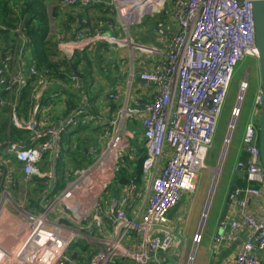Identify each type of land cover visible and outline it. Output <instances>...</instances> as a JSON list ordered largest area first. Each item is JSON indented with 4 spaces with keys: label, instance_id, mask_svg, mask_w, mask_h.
<instances>
[{
    "label": "built area",
    "instance_id": "built-area-1",
    "mask_svg": "<svg viewBox=\"0 0 264 264\" xmlns=\"http://www.w3.org/2000/svg\"><path fill=\"white\" fill-rule=\"evenodd\" d=\"M57 5L104 15L97 23L77 19L67 30L57 31L53 60L58 66L65 68L64 61L77 52L100 46L106 60L109 52H115L113 59L119 66L129 65V75L124 88L109 91L117 104L112 110L107 106L94 115L79 106L55 122L49 112L58 91L44 97L46 104L40 101L51 85V70L41 73L33 60L27 73L7 77L21 45L2 59L0 89L25 85L27 77L39 75L37 83L45 90L35 95L37 102L27 120L21 119L15 107L10 112V128L30 131V144L6 141L0 143V153L22 164L24 178L14 183L16 187L36 175L45 180L34 206H27V192H20L26 198L22 204L8 198L21 216V234L13 250L0 246V264H165L173 238L154 230L167 226L170 211L186 193L197 189L201 171L208 167L207 157L236 67L247 56L259 57L252 0H58ZM146 20L153 34L150 43L140 39L145 33L139 25ZM136 26L141 28L140 38ZM49 34L52 37L54 30ZM136 75L148 90L131 104ZM70 78L80 90L83 81L79 76L72 72ZM262 102L259 88L242 135L240 153L247 163L238 161L246 168L248 184L233 194L227 233L213 238L217 250L223 242L241 236L231 264H264ZM235 111L226 149L240 109ZM136 118L143 127L140 167L133 165L138 160L137 149L126 130ZM85 120L102 126L99 150L91 162L70 174L64 187L56 189L54 170L41 174L39 165L48 154L55 162L63 135ZM124 172L125 182L121 180ZM117 183L119 189L114 192ZM254 199L260 202V210ZM51 213L57 219H51ZM81 241L84 247L77 245ZM76 249L81 251L77 259L73 257Z\"/></svg>",
    "mask_w": 264,
    "mask_h": 264
},
{
    "label": "crops",
    "instance_id": "crops-1",
    "mask_svg": "<svg viewBox=\"0 0 264 264\" xmlns=\"http://www.w3.org/2000/svg\"><path fill=\"white\" fill-rule=\"evenodd\" d=\"M58 0H47V6L50 7V5L57 6V9L55 11L54 14V18L56 19L58 16L56 15V12L58 11V9L60 8V11L63 10H72V11H77L79 12V14H77L76 17H74L73 19L77 20L79 19L80 14H82L84 17L80 18V19H84L85 21H89L90 22H98L99 20H101L102 18H104L103 14H99L97 11L94 12L92 10H88V9H84V8H73V7H66L63 8L59 5H57ZM51 7V8H52ZM88 12H91L92 14L94 13V19L92 20V18L87 15ZM62 13V12H60ZM72 20V17L69 18V21ZM66 21V19H65ZM148 20L145 21L144 24L139 25V26H144V30H141V32L145 33L143 36H141V38L139 37V32L136 26V35L143 40L144 42L150 43L151 41H153V34L151 32L150 26H149ZM23 25V21L20 22V27H18L17 29V34L14 37V41H10V43H8V46L11 45H21L22 47L25 46V48H21V50H19L16 54H15V62L13 66H10V69L7 71V77H10L11 75H16L17 73H21L24 74V72L27 73V70L29 69L30 63L34 60L31 56L30 53L27 50V39L24 37L23 33L21 32V28ZM57 32L54 31V35L52 36V38L55 40L56 42V47H57V40L55 37V34ZM23 35V36H22ZM22 40V43L20 42ZM9 48V47H8ZM7 48V52L5 55L1 54L0 52V62L2 61L3 58H5V56L9 53H12L13 51L8 50ZM1 51V50H0ZM57 52V51H56ZM83 52V51H80ZM85 52H87V54L94 58V66L90 67L88 66L86 68V72L87 70L89 71V73L92 76V82L90 84V86H97L100 90H102V94L99 96V101H97V105H101L100 109L103 111L107 106H109L108 102L111 99L109 97V91H113L116 87H122L124 88L128 76L129 75V69L130 66L126 65V66H119L117 64V60L113 59L114 56H116L115 52H109L106 57L107 60L105 58V54L102 50V48L100 46H94L91 49H87L85 50ZM127 56V54H124ZM55 56V54L53 55ZM53 58V57H52ZM113 59V61H112ZM70 64H73L75 67L74 62H70ZM82 65H80L81 68ZM140 67L138 66L136 67L137 71H140ZM78 70V72L82 73L84 75L83 72L80 71V69H76ZM80 77V76H79ZM81 79L83 77H80ZM83 85V82H82ZM60 84L57 83H51L50 87H51V91L49 93H45L43 97H45L46 95H50L53 91V89L55 88L58 91V96L55 97V102L52 103V109L49 112V118H51L52 121H59L61 120L63 117H65L66 111H67V104L66 102L62 100H58L59 97H65V95L62 92V89L60 87ZM49 87V88H50ZM134 90L132 91V95L129 99V102L131 104L135 103L140 96L144 95V93L148 90V86L145 84L144 81H141L137 75L135 76V82H134ZM15 89H21L20 86H16ZM75 90V89H74ZM9 89H4L1 88L0 89V95L2 98V103L4 101V98H6L5 96L9 93ZM123 91V90H122ZM35 95H38V93L40 92L39 88L34 91ZM10 96V95H9ZM32 97L35 99V102L32 106V108L29 110L27 116H26V120L30 117V112L33 111L34 109V105L37 102V98L36 96L32 95ZM15 97H12L11 100H14ZM41 101V100H40ZM0 104V105H1ZM18 101H16L15 106H9V111L7 112V114H9L10 112H12V109L15 107L17 109V105ZM41 104H46L44 102L41 101ZM252 107V105L250 106ZM251 109H249L248 113H247V117L245 119V124L247 123V120L249 118V114L251 112ZM231 111V109H230ZM18 114L19 111L17 110ZM1 113V110H0ZM64 114H66L64 116ZM20 117L22 116V113L19 114ZM245 124L243 126V132H244V128H245ZM9 128V129H8ZM8 128H7V132L8 135L10 136V126L8 123ZM12 128V127H11ZM126 130H128L129 133H127V136H130V141H132V143L136 146L137 149V156L138 158L140 157L141 154V149H143V127H142V123L141 120L139 118H136L133 121H130L127 125H126ZM93 136H98L95 133L91 134ZM79 136H84L83 134L79 135ZM92 136V137H93ZM99 138V136H98ZM11 141V140H8ZM30 141H31V135H30ZM20 142V141H17ZM1 143V142H0ZM23 143V142H20ZM24 144V143H23ZM61 148L58 152V157L56 158L55 162H53V155L52 154H48L44 157V159L42 160V162L39 165V171L41 174H45L47 173L50 169H53L55 172V181L56 178L60 175L58 168H57V160L60 158V154H61ZM85 150H87L85 148ZM94 147H91V151L94 152ZM57 153V151L55 152V154ZM240 156V151L236 152L234 157L232 158V161H230L228 169L226 170L227 174H230L232 172V175H234L235 173L238 174V170H237V166H238V158ZM63 162L66 163V154L63 157ZM135 164H139V159L135 161V163H133V165ZM233 164V167L231 168V170H229L230 165ZM0 165L5 168V170H1L0 169V246L9 250H13L14 246L18 243L19 241V236L21 234V229L19 228V223L21 221V216L19 215V211L13 206L11 205L8 201V198H13V200H15L16 202H20V204H22V202L24 203L25 201V197L24 196H20V192H27L28 193V198H27V206H34L37 204V200L39 199V195L41 194V190L44 187V180L45 177L43 175H36L34 176V178H32L30 182L27 183H22V186H15V184H18L19 182L23 181L24 178V173H23V167L22 164L17 161L14 157H8L5 156L3 153H0ZM79 166L74 168L71 164H69L68 161V167L70 168V172L68 171L69 168L65 167L64 165V169H65V173H64V177H65V184L67 183V181L71 178L70 174L77 168L83 167ZM138 170V169H137ZM40 178V179H37ZM239 183V182H238ZM64 184V186H65ZM57 186V185H56ZM63 186V187H64ZM240 186V185H239ZM9 187L13 188L14 191L17 192V198H15L11 192V189H8ZM62 188V187H61ZM60 189V188H57ZM118 183L117 185H114L113 191L117 192L118 191ZM8 192V196L6 195ZM192 193H186L184 198L180 201V204L177 208L173 209L172 211H170L169 213V222L167 223V226H161V227H156L154 232L156 234H165V233H169L172 235V240H173V244L174 246L172 247L171 250L168 251L167 253V262L170 258L172 257H183L185 256L187 258V253H186V248H187V244L184 242L183 247L178 249V246L180 245L181 241L180 239L177 238V236L174 235V232H177L178 234H180V236H184V232L182 230L183 228V223H182V219H183V214L184 211L187 210L186 205H185V201H186V197L187 196H191ZM254 206L260 210V202L256 199H254L253 201ZM4 203V205H3ZM50 218L55 220L57 219V215L56 213H51ZM230 218V213H228V217L227 220ZM216 230L215 232L209 237V242H208V248L210 250V254L209 257H207L212 264H231L232 263V258L235 254V252L237 251L239 244L242 240L241 236L235 240H227V242H223L222 244H220V246L218 247L217 250H214V244H213V238L215 235H217L218 233H227V230L229 229V226L227 224V227L225 229H222L220 227V221L219 219L216 221ZM197 227V226H196ZM193 237V235H192ZM78 246H85V243L83 241L79 242L77 244ZM81 251L79 249H76V252L73 254L74 258H78L80 255ZM205 254V253H204ZM88 260L86 259V262ZM187 263V262H186ZM185 263V264H186ZM4 264H10V261H6L4 262Z\"/></svg>",
    "mask_w": 264,
    "mask_h": 264
},
{
    "label": "trees",
    "instance_id": "trees-1",
    "mask_svg": "<svg viewBox=\"0 0 264 264\" xmlns=\"http://www.w3.org/2000/svg\"><path fill=\"white\" fill-rule=\"evenodd\" d=\"M51 10L52 8L47 6V0H0V52L5 55L8 47V50L10 51H13L17 47L16 45L8 46V43L12 40L14 41L17 29L20 27V22L23 21L21 32L28 41L27 50L30 53V56L34 59V62L40 72L42 73L46 69L51 70V76L48 80L51 81V83L61 85L60 87L65 97H59L58 100L63 101L64 99L66 102V114L68 115L73 109L82 106L86 108L89 113L100 115L102 111L100 109L101 105H97L96 103L99 101V96L92 97L90 87L86 85V68L88 66H94V58L90 57L85 51L77 52L71 60L64 61L66 66L65 68L58 66L52 58L53 55L56 54L57 47L55 40L49 34L50 19L54 16ZM58 12H60V8L56 12L57 16L59 14ZM83 17L84 16L80 14L79 20ZM72 21L76 20H70V22ZM70 62H74L75 68L80 69V71L84 73L82 79L79 77L81 81H83V85H81L80 90H76L74 85L71 83L72 81L70 75L73 70ZM80 65H82L81 68ZM39 78V75L33 76L32 78L27 77V82L25 85H22L21 93L17 98V110L19 111V114L22 113L21 119L24 121L26 120L25 118L35 102V99L32 97V95L35 96V92H32V90L38 86L37 82ZM63 85H65L66 88ZM41 101H44V97L41 98ZM53 102H55V98L52 99V103ZM108 104L111 107V110L117 106L116 102L112 99L109 100ZM8 111L9 106L5 107L1 113L7 115ZM66 114H64V116ZM6 123L8 125L9 122L4 121V119L1 121V143L11 140L20 141L26 145L30 144V131L18 129L12 126V128H10L11 131L9 136ZM94 133L101 136L102 126H94V122H88L85 120L63 135L62 142L60 143V147H62L61 154L56 163L60 174L56 178V189L63 187L66 182L64 177L65 163L62 160L65 154L69 157V164H71L74 168L82 166L85 163L87 164L93 160L90 159V156L93 153L91 151V147H94L95 153L99 150L97 147H100L101 145L98 136L91 135ZM81 134L84 136H79ZM85 148L87 150H85ZM140 151L141 153H144V149H141ZM138 159V167H140L142 157L140 156ZM238 160L244 164L247 163L246 156L243 154L239 156ZM68 171L70 172V168ZM122 175L121 180L125 182L127 180L126 173L124 172ZM247 177L248 173L245 167L238 171L239 187L244 188L247 186Z\"/></svg>",
    "mask_w": 264,
    "mask_h": 264
},
{
    "label": "rangeland",
    "instance_id": "rangeland-1",
    "mask_svg": "<svg viewBox=\"0 0 264 264\" xmlns=\"http://www.w3.org/2000/svg\"><path fill=\"white\" fill-rule=\"evenodd\" d=\"M60 12H58L59 16L56 19L54 17L50 19V30H54L56 32L59 30H67L70 23L69 18L72 17L73 19L77 16V14H79V12L72 10H63ZM87 15H89L92 20L94 19V13L92 14L91 12H88ZM23 48H25V46ZM86 79V85L90 87L91 96H100L102 94V90H100L97 86H90L92 76L88 70ZM244 83L246 85L248 84V87L245 86V88H243ZM20 87L22 88V86ZM15 88L11 89L5 96L6 98H4L3 104L0 105L1 112L7 106H15L17 98L21 93V89L19 90ZM38 88L40 91L45 90L43 85L38 84L32 92ZM259 88L260 74L258 60L254 57L247 56L242 59L236 67V71L220 115L214 141L210 147L207 157L208 167L201 171L197 189L191 194V196L186 197L185 205L187 210L184 211L182 219V230L184 232V236L181 235L180 237L183 242L187 244V258L185 256L176 258L172 257L165 264H185L186 262L188 264H212V262L207 258L210 254V250L208 248L209 237L216 230V221L220 217L226 193L233 177L232 172L227 174L229 171L226 173V170L228 169L229 163L232 161L235 153L241 150L245 119L249 109L253 107ZM50 91L51 87L48 89L47 93ZM242 93L243 96L240 100V95ZM12 97H15L14 100H11ZM251 105L252 107H250ZM235 108L240 109V111L238 112L239 115L237 117L235 130L231 137V142L227 145L226 149L225 138L227 137L229 131V125L233 120L232 114L236 115V111L235 114L233 112ZM10 118V113L7 115L0 113V127L3 119L4 121L9 122ZM97 148H99V146ZM241 154L242 153H240V155ZM90 157V159L95 157L94 152ZM66 160L65 167L69 168V157L67 155ZM232 167L233 164L230 165L229 170H231ZM0 169L5 170V168L1 165ZM8 189H11L13 196L17 198V192L11 187ZM205 212L206 215L204 216ZM202 219L204 220V224L200 227ZM199 229L202 230L200 233ZM194 239L197 241L195 242Z\"/></svg>",
    "mask_w": 264,
    "mask_h": 264
},
{
    "label": "water",
    "instance_id": "water-1",
    "mask_svg": "<svg viewBox=\"0 0 264 264\" xmlns=\"http://www.w3.org/2000/svg\"><path fill=\"white\" fill-rule=\"evenodd\" d=\"M253 3V13H254V21H255V37H256V45L258 49V64H259V74H260V89L262 90L263 102L260 106V116H259V146L261 152V159L264 166V0H252ZM57 6L53 7V12L55 13ZM71 68L73 72L80 77H83V74L78 72L73 64H71ZM248 86V84L246 85ZM243 169V166H237V170ZM239 188L238 183V174L235 173L232 177V180L229 184L226 198L223 203V207L221 210V214L219 217L220 227L225 229L227 227V217L230 210V207L233 202V194ZM204 219V218H203ZM202 219L200 227L203 226L204 220ZM202 230L199 229V233ZM174 235L180 239L181 243L178 248L183 247L184 242L181 239L180 235L177 232H174Z\"/></svg>",
    "mask_w": 264,
    "mask_h": 264
},
{
    "label": "bare ground",
    "instance_id": "bare-ground-1",
    "mask_svg": "<svg viewBox=\"0 0 264 264\" xmlns=\"http://www.w3.org/2000/svg\"><path fill=\"white\" fill-rule=\"evenodd\" d=\"M246 84L244 83V86H245ZM242 90H243V88H242ZM242 96H243V93L240 95V100L242 99ZM221 165V164H220ZM220 168V167H219ZM217 170H219V169H217ZM206 212H207V210H206ZM206 212L204 213V216L206 215Z\"/></svg>",
    "mask_w": 264,
    "mask_h": 264
}]
</instances>
